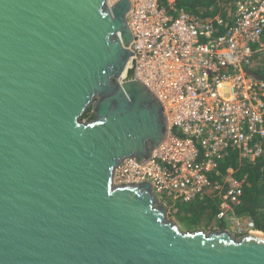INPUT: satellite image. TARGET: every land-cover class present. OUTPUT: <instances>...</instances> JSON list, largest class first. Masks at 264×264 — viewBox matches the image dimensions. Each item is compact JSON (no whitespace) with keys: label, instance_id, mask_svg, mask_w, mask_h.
I'll return each instance as SVG.
<instances>
[{"label":"water","instance_id":"1","mask_svg":"<svg viewBox=\"0 0 264 264\" xmlns=\"http://www.w3.org/2000/svg\"><path fill=\"white\" fill-rule=\"evenodd\" d=\"M133 6L0 0V264H264V237L184 230L147 181L114 185L170 130Z\"/></svg>","mask_w":264,"mask_h":264},{"label":"built area","instance_id":"2","mask_svg":"<svg viewBox=\"0 0 264 264\" xmlns=\"http://www.w3.org/2000/svg\"><path fill=\"white\" fill-rule=\"evenodd\" d=\"M132 1L137 76L162 103L170 130L148 162L119 165L114 185L147 181L163 201L214 198L219 220L255 231L235 214L244 180L214 179L232 149L239 161L264 156V82L250 73L264 53V0H238L226 20L179 9L178 0Z\"/></svg>","mask_w":264,"mask_h":264},{"label":"trees","instance_id":"3","mask_svg":"<svg viewBox=\"0 0 264 264\" xmlns=\"http://www.w3.org/2000/svg\"><path fill=\"white\" fill-rule=\"evenodd\" d=\"M238 0H178L177 7L190 13L201 15L202 17L221 16L225 20L234 11ZM231 23V20L226 21ZM264 42V36H263ZM250 67V73L255 74L264 82V53ZM93 114L88 110L84 119H91ZM264 148V140H262ZM219 177L214 181L220 182L221 177L232 173L237 179L244 180L243 195L241 204L235 207V214L239 217L247 218L255 225L256 231L264 233V156L255 160L239 161L238 153L232 149L230 155L224 158L217 169ZM215 175V174H214ZM165 202L171 206L170 213L181 227L187 231H196L201 228L228 229L223 221L217 218L219 203L217 199L210 197H197L190 202H183L181 199H168ZM243 232L242 235H245Z\"/></svg>","mask_w":264,"mask_h":264},{"label":"rangeland","instance_id":"4","mask_svg":"<svg viewBox=\"0 0 264 264\" xmlns=\"http://www.w3.org/2000/svg\"><path fill=\"white\" fill-rule=\"evenodd\" d=\"M263 60L260 59L259 62H262ZM89 119H85V121H88ZM169 209H171V206H169ZM172 220H174L175 222L179 223L174 217L170 216ZM205 223L203 222L201 224V228H199L198 230H204L206 232H210V231H217V230H221V229H210V228H205L203 225ZM223 224L226 228H228L227 230H229L232 234H234L236 237H240L243 236V232L244 231H240L239 229H237V227L233 224H230V222L228 220H224ZM183 228V227H182ZM184 229V228H183ZM246 234L250 233L249 231H245Z\"/></svg>","mask_w":264,"mask_h":264},{"label":"bare ground","instance_id":"5","mask_svg":"<svg viewBox=\"0 0 264 264\" xmlns=\"http://www.w3.org/2000/svg\"><path fill=\"white\" fill-rule=\"evenodd\" d=\"M250 234H253V235H257V236H260V237H264V233L263 232H260V231H251Z\"/></svg>","mask_w":264,"mask_h":264}]
</instances>
